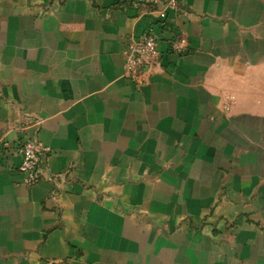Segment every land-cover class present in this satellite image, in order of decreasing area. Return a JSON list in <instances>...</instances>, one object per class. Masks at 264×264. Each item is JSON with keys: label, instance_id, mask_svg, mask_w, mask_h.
<instances>
[{"label": "crops", "instance_id": "0c3cea01", "mask_svg": "<svg viewBox=\"0 0 264 264\" xmlns=\"http://www.w3.org/2000/svg\"><path fill=\"white\" fill-rule=\"evenodd\" d=\"M181 12L0 0V264H264V0ZM146 31L139 88L125 50ZM35 138L53 179L27 186Z\"/></svg>", "mask_w": 264, "mask_h": 264}, {"label": "built area", "instance_id": "2783aa9c", "mask_svg": "<svg viewBox=\"0 0 264 264\" xmlns=\"http://www.w3.org/2000/svg\"><path fill=\"white\" fill-rule=\"evenodd\" d=\"M184 0H117L124 8H134L143 14H155L165 25L168 11L182 13ZM174 53H184L189 47L186 36L175 35L170 42ZM126 77L141 88L147 82L146 74L160 64L158 37L154 31L132 36L125 50ZM15 152L21 157L20 170L25 174V184L33 186L43 179L52 180L46 164L48 149L39 139H26L18 144Z\"/></svg>", "mask_w": 264, "mask_h": 264}]
</instances>
